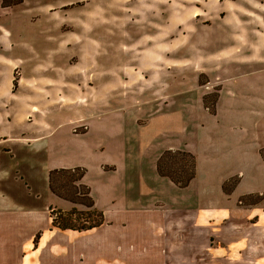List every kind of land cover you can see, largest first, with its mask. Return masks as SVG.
<instances>
[{
	"label": "rangeland",
	"instance_id": "obj_1",
	"mask_svg": "<svg viewBox=\"0 0 264 264\" xmlns=\"http://www.w3.org/2000/svg\"><path fill=\"white\" fill-rule=\"evenodd\" d=\"M3 34L24 62L13 88L34 71L47 86V165L64 154L86 168L98 202L104 182L118 181L119 197L152 194L168 209L175 199L208 210L264 203V0H0ZM98 115L110 120L105 139L92 128L73 134ZM167 149L195 158L194 180L176 185L184 189L155 175ZM111 161L116 172L99 169ZM42 175L31 173L39 188ZM54 195L41 193V202L63 203ZM142 212L156 226L170 216Z\"/></svg>",
	"mask_w": 264,
	"mask_h": 264
},
{
	"label": "crops",
	"instance_id": "obj_2",
	"mask_svg": "<svg viewBox=\"0 0 264 264\" xmlns=\"http://www.w3.org/2000/svg\"><path fill=\"white\" fill-rule=\"evenodd\" d=\"M15 47L13 35H0L3 50L0 53V264H64L68 261L74 264H264V203L256 207L235 205L229 210H208L207 206L196 208L175 199L167 204L171 205L168 209L160 201L156 202L158 198L152 194L146 201L136 196L119 197V193L113 192L114 186H121L118 181L104 182V195L98 202L92 195L93 185L87 179V170L82 181L89 186L96 208L103 212V223L83 231L52 226L49 207L68 210L77 204L61 198L63 203L55 205L45 198L41 202V193L45 196L51 193L48 171L76 166L69 163L71 158L64 154L59 162L47 165L49 143L42 134H49L44 112L47 86L35 82L38 77L34 71V80L19 81L13 88V72L17 68L21 76L24 63L21 58L12 57ZM89 120L86 122H93V126L86 123L84 133L73 134H85L92 128L105 139L110 122L107 116L98 115ZM134 124L139 127L136 120ZM118 168L120 164L114 161L104 162L99 167L102 172H116ZM154 168L157 179L184 189L157 173L156 160ZM32 171L43 173L40 188L31 176ZM165 209L170 211V216L164 226H156L155 219H146L148 212H142ZM124 216L131 218L130 222L120 220ZM138 216L142 219L140 223L136 220ZM181 232L186 238L177 237L176 243L168 236ZM98 233L110 234L114 239L96 242L91 236ZM162 235L167 236L165 242ZM163 243H167L166 246ZM191 249H197V254L192 255ZM163 254L166 257L162 258Z\"/></svg>",
	"mask_w": 264,
	"mask_h": 264
},
{
	"label": "trees",
	"instance_id": "obj_3",
	"mask_svg": "<svg viewBox=\"0 0 264 264\" xmlns=\"http://www.w3.org/2000/svg\"><path fill=\"white\" fill-rule=\"evenodd\" d=\"M156 171L175 185L185 187L195 177V158L192 153L186 151L167 149L156 160ZM85 173L86 168L80 166L55 168L48 172V187L53 194L85 207L84 211L76 207L66 212L50 210L52 226L83 231L103 223V212L96 208L89 186L81 182ZM249 195L251 194H247V197ZM36 240L37 236L34 242Z\"/></svg>",
	"mask_w": 264,
	"mask_h": 264
}]
</instances>
